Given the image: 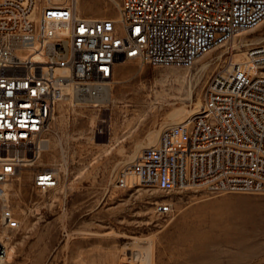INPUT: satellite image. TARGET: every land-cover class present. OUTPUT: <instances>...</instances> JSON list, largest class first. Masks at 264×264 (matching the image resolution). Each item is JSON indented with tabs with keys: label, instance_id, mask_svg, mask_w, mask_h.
<instances>
[{
	"label": "built area",
	"instance_id": "2783aa9c",
	"mask_svg": "<svg viewBox=\"0 0 264 264\" xmlns=\"http://www.w3.org/2000/svg\"><path fill=\"white\" fill-rule=\"evenodd\" d=\"M79 0H0V198L23 168L44 192L59 182L40 165L66 87L94 94L119 65L190 67L239 31L264 20V0H118L120 19L91 17ZM119 187H198L209 194H264V46L231 57L209 78L203 103L161 130L120 172ZM171 210L156 202L158 214ZM20 220L0 201V229ZM0 236V264H9Z\"/></svg>",
	"mask_w": 264,
	"mask_h": 264
},
{
	"label": "rangeland",
	"instance_id": "374dc122",
	"mask_svg": "<svg viewBox=\"0 0 264 264\" xmlns=\"http://www.w3.org/2000/svg\"><path fill=\"white\" fill-rule=\"evenodd\" d=\"M114 1L80 6L91 17H117ZM263 37L264 20L188 68L124 63L109 82L108 102H60L39 160L57 169L58 185L36 190L30 168L6 185V203L20 220L17 229H0L9 264H146L131 257L134 248L150 250L149 264H264V194L117 183L163 127L200 107L224 58L244 59L250 46H264ZM163 201L171 210L158 214L154 205Z\"/></svg>",
	"mask_w": 264,
	"mask_h": 264
},
{
	"label": "bare ground",
	"instance_id": "6f19581e",
	"mask_svg": "<svg viewBox=\"0 0 264 264\" xmlns=\"http://www.w3.org/2000/svg\"><path fill=\"white\" fill-rule=\"evenodd\" d=\"M80 2H81V0H79V2H78V9L80 10V11H82L81 10V6H80ZM115 2V4H116V6H117V1H114ZM117 8H118V6H117ZM100 17H103V16H100ZM110 17H112V16H110ZM113 18H117V19H120V16H119V13H118V16L117 17H113ZM246 30V29H245ZM243 31V30H242ZM241 31H239V32H237L234 36H236L237 34H239ZM233 36V37H234ZM233 37L229 40V42L233 39ZM264 38V37H263ZM263 38H260V39H258L257 41H256V43H259L261 40H263ZM235 39V38H234ZM234 41V40H233ZM233 45H234V43H233ZM236 45V44H235ZM208 52V51H207ZM242 53H243V51H242ZM244 54V59H246L247 58V51H245V53H243ZM239 56V55H238ZM237 56V57H238ZM232 57V61L233 62H239V61H242V60H244V59H241V58H239V59H237V60H233V55L231 56ZM109 82L110 81H106V82H104L102 85H100V86H98V88H96V92L94 93V94H92V92H91V89L92 88H90V87H88L87 85H78V86H68V87H66V89H65V91H66V95L63 97V98H61L59 101H58V103H57V105L60 103V102H63V101H65V100H67L68 102H74V103H78V102H90L91 104L93 103V104H97V103H105V102H108L109 101V95H110V93H109ZM80 104V103H79ZM88 104V103H87ZM56 105V106H57ZM174 125V124H173ZM169 126H172V125H168V126H165V127H163L161 130H163V129H165V128H167V127H169ZM161 132V131H160ZM159 135H160V133H159ZM158 138H159V136H158ZM49 139V138H48ZM158 142V139H157V141L154 143V144H156ZM47 144H48V142H47ZM47 144H46V146H45V148H44V151L46 150V148H47ZM154 144H152V145H154ZM142 150H140L139 152H138V154L136 155V157L134 158V160L137 158V156L140 154V152H141ZM7 185V184H6ZM6 185L4 186V188H5V191H4V193L1 195V198H0V201L2 200L5 204H7L6 203ZM8 199V198H7ZM12 210V209H11ZM13 211V210H12ZM15 215V214H14ZM17 217V216H16ZM18 218V217H17ZM3 229H5V228H3ZM3 237V236H2ZM150 250L147 248V250L145 249V252L143 253V252H141L140 250H138V248L137 249H132V251H131V257H133V258H141L146 264H149L150 263V261H151V256H150V252H149ZM8 257H9V252H8ZM132 258V259H133Z\"/></svg>",
	"mask_w": 264,
	"mask_h": 264
}]
</instances>
